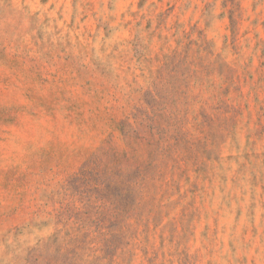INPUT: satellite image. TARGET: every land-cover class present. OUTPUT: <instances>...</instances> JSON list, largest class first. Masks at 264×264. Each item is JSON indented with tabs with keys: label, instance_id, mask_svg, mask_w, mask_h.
Masks as SVG:
<instances>
[{
	"label": "rangeland",
	"instance_id": "374dc122",
	"mask_svg": "<svg viewBox=\"0 0 264 264\" xmlns=\"http://www.w3.org/2000/svg\"><path fill=\"white\" fill-rule=\"evenodd\" d=\"M75 238L264 264V0H0V264Z\"/></svg>",
	"mask_w": 264,
	"mask_h": 264
},
{
	"label": "trees",
	"instance_id": "16d2710c",
	"mask_svg": "<svg viewBox=\"0 0 264 264\" xmlns=\"http://www.w3.org/2000/svg\"><path fill=\"white\" fill-rule=\"evenodd\" d=\"M76 244L74 246V249L70 250L68 254L66 255V258H64V264H80V261H82L81 253L82 250L81 245L77 242L78 240L75 238ZM58 253L62 251V248L58 245ZM81 249V250H80ZM57 261V264H61L58 257L55 258Z\"/></svg>",
	"mask_w": 264,
	"mask_h": 264
}]
</instances>
